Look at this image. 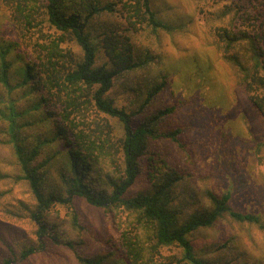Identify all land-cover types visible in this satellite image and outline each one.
Masks as SVG:
<instances>
[{"label": "trees", "instance_id": "obj_1", "mask_svg": "<svg viewBox=\"0 0 264 264\" xmlns=\"http://www.w3.org/2000/svg\"><path fill=\"white\" fill-rule=\"evenodd\" d=\"M193 1L199 2L197 6L191 3L194 11L202 12L208 6V0ZM211 1L218 7L214 19L226 21L213 27L217 47L264 116V0ZM34 4H41L44 21L53 30L68 34L70 43L63 38L41 40L37 55L32 56L18 26L24 19L26 34L37 33ZM170 7L178 12L173 4ZM100 11L114 12L127 21L129 29L94 35L92 41L86 28ZM136 29L158 35L169 33L172 27L157 17L153 0H112L103 6L99 0H1L0 88L6 93L0 92V146L18 170L10 177L24 180L35 199L27 213L36 237L19 251L18 260L28 261L43 251L46 236L55 243L61 241L46 225L45 215L53 205L70 204L76 197L95 208H117L122 213L116 225L119 242L111 237L105 240L108 252L104 258L75 251L81 264H162L160 257L168 264H213L194 248L191 238L197 228L211 226L224 214L237 221L257 222L256 215L230 206V192L220 196L208 192L212 207L183 219L171 205L168 189L172 179H168L169 173L165 178L155 176V170L165 165L149 149L159 136L160 119L172 109L155 103L165 91L167 79L161 76L153 85L140 79L155 57L149 51L143 57L133 55V38L127 33ZM60 43L71 46L62 50ZM99 56L105 59L103 64L98 63ZM13 64L19 73L12 83L8 69ZM257 87L263 88L254 90ZM114 88L133 92L135 108L119 106ZM96 115L114 120L113 139L106 146L97 143L100 133L97 141H88L81 134L84 129L79 122ZM60 145L72 161L73 177L63 190L52 184L44 190L41 183L52 170L41 165L42 158L35 165L34 157H42L45 146ZM95 150L102 157L98 162ZM109 167H114L113 172L106 170ZM88 177L100 184V193L86 185ZM144 177L149 179L148 190L134 191ZM63 244L73 247L71 242ZM211 246L201 252L211 253ZM173 249L180 256L163 255ZM0 264H15V260L6 256Z\"/></svg>", "mask_w": 264, "mask_h": 264}, {"label": "rangeland", "instance_id": "obj_2", "mask_svg": "<svg viewBox=\"0 0 264 264\" xmlns=\"http://www.w3.org/2000/svg\"><path fill=\"white\" fill-rule=\"evenodd\" d=\"M99 1L103 6L112 0ZM191 3L196 5L199 2L153 0L157 17L172 30L158 35L147 29L127 33L133 38L134 56L149 51L155 57L140 79L150 85L161 76L167 79L166 89L155 103L161 108L172 109L160 119L159 136L149 147L165 165L164 169L155 170V176L165 178L169 173L168 179H172L168 189L171 205L181 219L211 208L208 192L217 196L230 192V206L256 215L257 222L237 221L224 214L211 226L199 227L193 232L194 248L213 264H264V116L250 99L236 69L217 47L213 27L226 23L214 19L218 7L208 0V6L199 12L193 10ZM170 4L177 7L178 12L173 11ZM180 8L186 13L183 14ZM32 12L39 24L37 33L26 34L24 19L18 31L22 33L23 45L30 48L33 57L37 55L41 40L49 42L63 38L71 42L68 34L53 30L44 21L41 4H34ZM125 28L129 29L127 21L117 14L100 11L90 19L86 33L93 41L94 35L109 36ZM70 46L59 44L62 50ZM104 62L105 59L99 56L98 63ZM18 73L16 65L9 66L12 83V77ZM0 92L6 93V90L0 88ZM113 94L119 106L135 108L136 104L132 105L133 92L114 88ZM87 122L80 121L79 126L83 125L81 134L88 141H97L95 137L98 138L99 133L98 145L106 146L112 141L110 131L114 120L96 115ZM0 136H3L1 131ZM43 149L42 157L41 154L34 157V163L37 165L42 158L41 165L48 166L52 174L44 177L42 188L49 190L52 184L63 190L73 177L72 161L61 145L60 148L45 146ZM6 154L5 147L0 146V263L8 256L14 258L15 264H81L75 251L85 257L107 256L105 240L111 237L118 241L120 231L116 225L122 213L117 208H95L84 198L76 197L70 204L53 205L45 215L46 225L61 241L55 243L46 236L43 251L28 261L17 259L19 251L34 242L36 237V227L27 213L35 199L24 180L10 177L18 170ZM93 154L96 162L102 159L97 150ZM113 169L106 170L113 172ZM93 178L84 181L92 187L90 189L100 193L103 188ZM144 178L134 191L148 190L149 179ZM63 242H71L73 247L65 246ZM206 245H212L209 248L211 253L201 252ZM168 254L180 256L176 249L163 252L164 256ZM159 261L168 264L163 257Z\"/></svg>", "mask_w": 264, "mask_h": 264}]
</instances>
